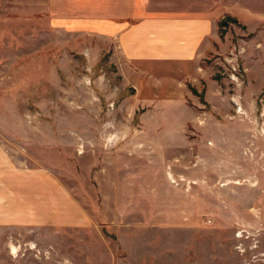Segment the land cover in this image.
Wrapping results in <instances>:
<instances>
[{"label":"rangeland","instance_id":"obj_1","mask_svg":"<svg viewBox=\"0 0 264 264\" xmlns=\"http://www.w3.org/2000/svg\"><path fill=\"white\" fill-rule=\"evenodd\" d=\"M10 1L0 0V131L32 144L103 231L0 228V264H78L97 250L112 264H264V0H156L214 11L216 34L199 70L140 79L119 72L110 41L61 33ZM104 172L123 203L138 187L137 210L104 208Z\"/></svg>","mask_w":264,"mask_h":264},{"label":"crops","instance_id":"obj_2","mask_svg":"<svg viewBox=\"0 0 264 264\" xmlns=\"http://www.w3.org/2000/svg\"><path fill=\"white\" fill-rule=\"evenodd\" d=\"M155 1L12 0L7 2V6L24 7L23 13L31 16L38 14L41 21L52 23L61 33L83 32L110 41L112 61L121 74L130 70L140 79L150 77L151 70L179 67L199 70L202 60L211 51L218 15L214 11L206 10H172L166 7L169 6L168 3ZM190 77L196 78L192 75ZM1 130L0 228L52 227L85 232L103 231L84 205L83 197L70 190L39 159H32L35 156L31 150L32 144H29L28 149L21 145L19 149L13 147L10 142L17 141L4 137L11 130ZM24 131L19 130L14 134H28ZM166 131L171 132L172 129ZM21 139L26 140L23 136ZM27 139L31 140L28 137ZM127 150V145L120 149V164L124 163L122 158L127 160ZM131 155L137 160V156ZM105 174L106 172V179ZM106 181L108 186L97 182L104 208L115 206L121 215L124 209L128 210L130 200L133 208L137 210L138 207L133 204L137 205L138 187L134 189L135 194H125L126 203H123L121 195L114 198L110 193L112 189L114 192L121 191V187L109 179ZM98 214H103V217L108 215L106 211H98ZM103 221L107 223L105 218ZM6 246L9 248L13 243L7 240ZM112 256L111 252L105 255L103 251L97 250V253L78 256L77 261L73 259V263L112 264ZM35 259V262L42 261L39 256H35Z\"/></svg>","mask_w":264,"mask_h":264}]
</instances>
